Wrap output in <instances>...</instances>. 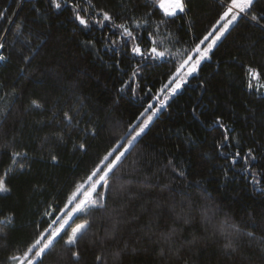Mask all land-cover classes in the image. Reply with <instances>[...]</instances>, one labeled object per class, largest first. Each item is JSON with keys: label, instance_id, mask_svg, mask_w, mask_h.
Returning <instances> with one entry per match:
<instances>
[{"label": "trees", "instance_id": "16d2710c", "mask_svg": "<svg viewBox=\"0 0 264 264\" xmlns=\"http://www.w3.org/2000/svg\"><path fill=\"white\" fill-rule=\"evenodd\" d=\"M59 2L60 9L51 0H0V11L7 9L0 17V35L8 57L0 61V109L7 110V118L0 117V174L12 168L6 181L11 191L0 193V220L14 216L4 229L6 237L0 236V264H14L10 256L24 257L38 236L37 225L47 227L44 211L60 210L74 183L86 179L149 103L158 104L155 97L163 99L161 87L229 0H185L186 14L168 18L167 28L153 33L178 55L155 61L134 56L121 43L120 30L107 22L103 28H82L69 4ZM70 2L94 12L88 0ZM92 4L109 11L116 23L128 21L145 52L151 46L145 26L137 29L131 19L142 21L149 12L153 21L164 18L153 0ZM253 11L264 14V0H256ZM90 40L94 47L83 43ZM112 40L117 43L106 47ZM26 55L33 57L27 64ZM210 56L161 107L124 160L120 180L113 181L124 188L109 199L105 211L91 213L79 264H96L98 254L105 264H264L257 241L241 236L239 252L229 255L216 232L228 218L242 231L264 237V89L247 88L249 66L264 77V29L242 17ZM136 65L138 75L130 80ZM13 89L16 97L4 96ZM33 99L43 109L32 108ZM217 117L229 129L227 140ZM88 128L97 134L85 135L82 129ZM248 148L257 157L250 164L259 185L251 182L243 159L230 162L237 150L243 157ZM10 151L27 153L18 158L23 170L11 165ZM70 253L60 240L42 264H75Z\"/></svg>", "mask_w": 264, "mask_h": 264}, {"label": "snow or ice", "instance_id": "6c2138e0", "mask_svg": "<svg viewBox=\"0 0 264 264\" xmlns=\"http://www.w3.org/2000/svg\"><path fill=\"white\" fill-rule=\"evenodd\" d=\"M55 8L60 9L62 7L59 0H51ZM64 3H68L69 7L73 11L74 19L78 24L85 29L91 30L94 25H98L101 28L105 27V24L110 26V28L118 29L119 36L121 38V43L125 48H130L131 53L134 56H138L144 60H167L169 58H175L178 53H172L167 46L165 40L157 41L153 33H159L162 28L166 29L168 26V18L176 17L180 13L186 14L187 5L185 0H153V3L159 8L163 9V19L153 21L151 19L152 13L149 12L146 14L147 18H144L142 21L138 19H131V24H135L137 29H140L143 26L144 31L147 32V36L150 40L151 46L147 52H145L138 42V36L134 34L128 21L124 23H116L114 16L104 8L98 10L95 9V5L92 4V0H88V3L91 5L94 10L93 13H88L87 9H82L79 4L71 3L70 0H64ZM256 3V0H229L225 3L224 11L220 14L219 19L212 26L207 35H204L202 39L199 40V43L191 49L192 53H195V59L189 54L187 58L182 59L179 66L176 68V73L173 74V77L169 78V82L172 84L169 87L168 84H165L161 87L160 92H165L163 99H160L158 96L155 99L158 101V104L154 107L152 103H149L143 112L140 113V117L145 116V113H148L151 110V114L147 115L146 119L140 123L132 126L130 125L129 131L125 133L124 136L119 137L122 143H115V146L111 147L109 151L100 159L99 163L90 170L86 179L83 182H75L74 190L67 195L66 201L62 208H60V215L56 216L54 219H51L47 222V227L42 230L39 229L37 225L38 236L37 238L27 247L24 252V256L27 259V264H42L43 257L51 251L57 242L63 240L65 247L71 249V257L75 264H79L81 259L80 251V242L87 236L93 224V218L91 213L94 211H105L108 208V201L114 195L116 191L123 190L124 185L119 183H113V181H119L120 176L118 173L121 170V167L124 163V160L131 154L135 145L139 142V139L142 138V135L145 133V130L149 127L150 122L153 120V117L157 115L162 106H165L170 96L176 94L177 90L182 87L186 82V78L191 76L193 73H197L199 66L202 61L210 59V54L213 52L214 48L217 46V42L225 37L226 33L230 32L232 26H234L242 17L248 18L251 21L255 22L257 26L261 29H264V14H256L253 11V7ZM7 9L0 11V17H3ZM85 12V15L81 13ZM151 28V31L148 29ZM19 32V29H17ZM171 35V33H169ZM211 37V39H209ZM143 35L139 36V39L142 40ZM103 40H108L109 36L105 35L102 37ZM201 47V45H205ZM95 46V41H84ZM117 43L116 40H112L111 44H105L106 47L111 48L112 45ZM162 45L163 50H160L158 46ZM6 50L5 37L0 35V61L8 59L4 55ZM35 53V49L32 50ZM24 62L30 63L33 59L32 56H24ZM187 67V71L181 74V69ZM140 65H136L132 70V76L130 80L135 78L138 75V69ZM23 71V69H21ZM262 77L261 73L251 66L248 67L247 71V88L249 90H255L259 92L261 89H264V84L259 83ZM255 82V83H254ZM203 87V82L201 83ZM4 85L0 83V90H2ZM124 87H128L127 83ZM124 87L120 89L121 92L124 91ZM131 91L135 93V89L132 88ZM150 91V89H149ZM11 95L16 97L18 94L15 89L11 93H4V96ZM30 106L35 109H43V104L38 99H33ZM195 111V109H193ZM0 117L7 118V110L0 109ZM64 119L68 124L72 123L71 115L65 111ZM139 119V117L137 118ZM216 124L224 128L225 131V140L228 139L227 132L229 131L226 128L219 117L216 119ZM85 132V135H92L93 137L97 134L95 128L82 129ZM62 138V137H61ZM4 147H7L5 145ZM79 149L82 151L87 150V145L80 143L78 145ZM220 147H223V144H220ZM26 152L20 151H10L11 165L23 170L25 168L24 163H19L18 158L26 157ZM238 158H241L245 162V171L250 172L251 182L259 185L260 179H258L257 173L255 170L251 169L250 161H255L257 157L255 156L254 150L248 148L246 153L241 157V153L237 150L231 156V164L235 165L238 162ZM51 159L56 161L58 158L52 156ZM135 163V161H133ZM178 175L183 178L185 173L183 171H178ZM12 171V168L6 169L3 174H0V193L10 192L11 189L7 185V176L9 172ZM71 206V207H69ZM55 210V209H53ZM215 215V212H213ZM43 216L51 217L52 211L45 210ZM77 220L79 222L77 223ZM14 221V216L5 217L3 220H0V236H5L7 233L4 231L9 227ZM54 225H56L54 227ZM115 227V223L113 225ZM216 232L224 239L225 243L223 244V249L226 254H235L239 252L240 249V237L246 236L249 238V241L255 240L258 242L261 251H264V237H257L253 232H244L242 229L232 220L225 218L220 224L216 227ZM215 234V233H214ZM171 238L170 236L168 237ZM116 257H119L117 252ZM19 258L17 256H10V261H17ZM96 264H105L102 254L96 255Z\"/></svg>", "mask_w": 264, "mask_h": 264}, {"label": "rangeland", "instance_id": "374dc122", "mask_svg": "<svg viewBox=\"0 0 264 264\" xmlns=\"http://www.w3.org/2000/svg\"><path fill=\"white\" fill-rule=\"evenodd\" d=\"M216 23V22H215ZM210 30H212V27H211V29ZM209 30V31H210ZM208 31V32H209ZM207 32V33H208ZM207 33L205 34V35H207ZM209 39H211V37L209 38ZM199 43V42H198ZM206 44H207V42H205V45H201V47L203 48V47H205L206 46ZM189 54H191L192 56H193V60L195 59V53H192V52H190ZM188 54V55H189ZM187 55V56H188ZM187 58V57H186ZM203 62V61H202ZM201 62V63H202ZM187 67L188 66H185V68H183V69H181V74L182 73H184V72H186L187 71ZM174 73H176V70L172 73V75L170 76V77H173V74ZM169 77V78H170ZM169 78H168V80H167V82L165 83V84H168L169 85V87H171L172 86V84L169 82ZM188 78V77H187ZM186 78V79H187ZM180 89H178L177 91H179ZM165 92H167V89H165ZM165 92H162L163 94H165ZM161 93V92H160ZM171 97V96H170ZM170 99V98H169ZM146 114V116H143V117H140V119L134 124V125H136V124H138V123H140L141 121H143L144 119H146V117H147V115H149V114H151V110H149V112L148 113H145ZM154 118V117H153ZM133 125V126H134ZM129 131V129L127 130V132ZM126 132V133H127ZM125 135V134H124ZM123 141H120V140H118L117 141V143H122ZM69 207H71V206H69ZM58 215H60V211L59 210H56V211H52V216L51 217H49V221L51 220V219H54L56 216H58ZM56 225H54V227H55ZM27 259L28 258H26L25 256L23 257V258H21V259H19V260H17L14 264H27Z\"/></svg>", "mask_w": 264, "mask_h": 264}]
</instances>
